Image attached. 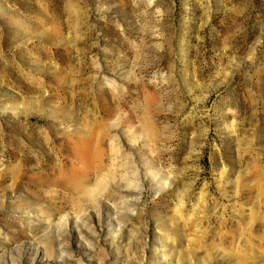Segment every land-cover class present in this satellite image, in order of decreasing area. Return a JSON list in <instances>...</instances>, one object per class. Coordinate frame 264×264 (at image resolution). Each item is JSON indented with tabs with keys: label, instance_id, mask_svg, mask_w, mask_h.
<instances>
[{
	"label": "rangeland",
	"instance_id": "1",
	"mask_svg": "<svg viewBox=\"0 0 264 264\" xmlns=\"http://www.w3.org/2000/svg\"><path fill=\"white\" fill-rule=\"evenodd\" d=\"M0 264H264V0H0Z\"/></svg>",
	"mask_w": 264,
	"mask_h": 264
}]
</instances>
